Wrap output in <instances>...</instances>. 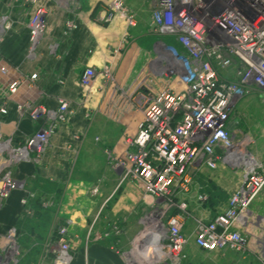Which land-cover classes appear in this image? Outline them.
I'll return each instance as SVG.
<instances>
[{"label":"crops","instance_id":"1","mask_svg":"<svg viewBox=\"0 0 264 264\" xmlns=\"http://www.w3.org/2000/svg\"><path fill=\"white\" fill-rule=\"evenodd\" d=\"M105 1L74 0L68 5L63 0H42L47 8V30L34 55L28 56L27 6L21 0H0V17L10 23L8 29L0 31V63L8 68V75L0 78V94L5 92V83L18 73H36L33 87L18 91L8 103L7 113H0V134L11 135L15 143H20L40 125L27 117L19 119L16 101L32 100L54 108L57 97H63L74 110L66 123L58 125L40 162H21L11 169L12 176L25 184L0 204V242L8 228L16 229L17 264H51L48 245L56 240L58 227L67 221L69 264H151L141 262L135 252L131 256L128 250L139 231L140 218L156 208L154 199L144 194L139 181H120V173L110 167L105 150L121 155L127 148L124 138L135 133L141 114L129 94L163 87L182 89L177 78L160 73L166 46L181 47L172 35L149 32L153 0H125L135 16L133 26L119 18L101 22ZM67 18L74 19L77 27L64 33ZM53 43L54 52L49 49ZM104 63H110L116 85L102 86L96 78L90 89L83 91L78 84L80 72L87 66L98 69ZM231 71L221 73L228 75ZM119 86L124 91H119ZM232 122L239 136V132L245 133ZM251 139L247 150L263 161L264 141ZM188 171V190L176 192L174 197L186 203L181 231L187 242L183 246L185 256L178 264H262L257 255L263 257L264 251L261 253L257 241L258 235H264V227L258 222L260 218L264 221V189L248 205L246 223L234 227L247 237L246 251H208L194 242L196 220H211L226 208L242 170L218 162L212 169L200 165ZM95 185L97 193L91 195ZM28 191L34 196L23 205L20 198ZM199 194L205 195V200H198ZM169 214L176 216L181 210ZM114 224L116 234L99 236Z\"/></svg>","mask_w":264,"mask_h":264},{"label":"built area","instance_id":"2","mask_svg":"<svg viewBox=\"0 0 264 264\" xmlns=\"http://www.w3.org/2000/svg\"><path fill=\"white\" fill-rule=\"evenodd\" d=\"M21 1L29 12L27 55L33 56L47 30V8L42 0ZM73 1L63 0L68 5ZM115 18L128 26L135 24L134 13L125 0H106L100 21L107 23ZM9 27L6 17H0V31ZM76 27L74 19H65L64 33ZM149 27L155 35H172L181 47L177 50L166 46L160 73L177 78L182 89L163 87L129 94L133 107L141 114L135 133L124 138L127 148L121 155L105 150L110 167L120 173L119 180L139 181L144 194L156 204L154 210L140 218L144 229L134 236L130 250L144 263L178 264L185 256L183 246L187 242L181 231L186 203L177 201L175 193L188 190L190 167L205 165L212 169L222 162L242 170L239 184L222 212L211 220H196L194 242L208 251L228 248L244 253L247 237L234 227L246 223L248 205L264 189V160L246 149L253 140L242 132L238 135L231 117L238 99L253 91L264 92V0H153ZM49 49L54 52L55 44H50ZM228 69L231 74L221 73ZM7 75V66L0 63V78ZM96 78L102 86L116 85L110 63L98 69L85 67L78 84L87 92ZM35 80L36 73H18L8 80L4 94H0V113L6 114L13 96L33 87ZM14 106L19 119L27 117L40 125L20 143H15L11 135L0 134V204L11 191L25 184L12 176V167L21 162H40L58 125L66 123L74 113L63 97H57L54 108L32 100L16 101ZM97 190L93 186L90 194ZM33 196L28 191L20 203L25 205ZM205 198L203 194L197 196L200 201ZM173 208L181 210V214H169ZM67 222L58 227L56 240L48 245L51 264L71 261ZM110 232H118L115 224L99 236ZM144 234L147 240L140 244ZM1 241L0 264H16V229L8 228ZM142 246L144 252L140 250ZM148 250L156 252L155 257L148 256Z\"/></svg>","mask_w":264,"mask_h":264},{"label":"rangeland","instance_id":"3","mask_svg":"<svg viewBox=\"0 0 264 264\" xmlns=\"http://www.w3.org/2000/svg\"><path fill=\"white\" fill-rule=\"evenodd\" d=\"M149 32L152 33L149 27ZM119 91H124L122 87H118ZM232 120L238 127L245 131L244 134H248L251 137H255L256 141L261 139L264 141V135H261V130H264V92H254L251 94H248L244 96L241 100H239L234 107V111L232 113ZM246 149H249V147L246 146ZM156 214L152 213V218L155 219ZM140 222V220H139ZM259 223H261L262 227H264V221L263 218H260L258 220ZM139 231L143 228V223L139 225ZM144 229V228H143ZM142 229V230H143ZM7 231V230H6ZM4 232V234L6 233ZM264 231V230H263ZM138 233V232H137ZM3 234V235H4ZM258 241L257 245L261 247V253L264 251V235H258ZM2 237V236H1ZM134 238V237H133ZM146 235H144V238L142 239V242L140 244H143V242H146ZM263 248V250H262ZM259 250V248H258ZM255 251V250H254ZM128 252L133 254L132 250H128ZM257 253V250L256 252ZM131 254V256H132ZM264 255V254H263ZM262 257V256H260ZM257 258L262 261V258ZM18 262V261H17ZM16 262V264H17Z\"/></svg>","mask_w":264,"mask_h":264},{"label":"bare ground","instance_id":"4","mask_svg":"<svg viewBox=\"0 0 264 264\" xmlns=\"http://www.w3.org/2000/svg\"><path fill=\"white\" fill-rule=\"evenodd\" d=\"M147 234V233H146ZM145 235V234H144ZM143 235V236H144ZM149 235V234H148ZM144 237H142V239H143ZM151 241V240H150ZM152 243L154 242V241H151ZM140 243H141V241H140ZM149 244V243H148ZM143 247H145V246H142V249H140L141 251H143V249H145V248H143ZM156 250H158V248H156ZM149 252H148V256H150V257H155V253H153L152 251H150V250H148ZM155 251V250H154ZM144 252V251H143Z\"/></svg>","mask_w":264,"mask_h":264},{"label":"trees","instance_id":"5","mask_svg":"<svg viewBox=\"0 0 264 264\" xmlns=\"http://www.w3.org/2000/svg\"><path fill=\"white\" fill-rule=\"evenodd\" d=\"M175 210H176V209H175V208H173V209L171 210V212H172V211H175Z\"/></svg>","mask_w":264,"mask_h":264}]
</instances>
